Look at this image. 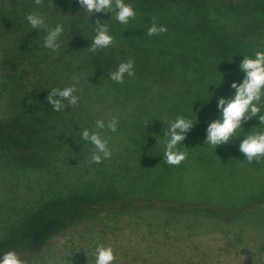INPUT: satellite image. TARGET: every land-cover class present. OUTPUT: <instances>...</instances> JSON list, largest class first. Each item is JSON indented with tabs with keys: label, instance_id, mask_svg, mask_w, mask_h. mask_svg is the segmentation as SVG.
Wrapping results in <instances>:
<instances>
[{
	"label": "trees",
	"instance_id": "trees-1",
	"mask_svg": "<svg viewBox=\"0 0 264 264\" xmlns=\"http://www.w3.org/2000/svg\"><path fill=\"white\" fill-rule=\"evenodd\" d=\"M125 2L136 11L128 24L115 10L90 14L78 0H0V256L37 258L55 235L110 208L162 211L165 232L190 212L246 227L239 241L263 229L264 159L249 162L239 151L249 132L264 129L259 114L227 144L205 141L221 117L218 100L243 82L244 56L264 51V0ZM32 13L49 28L63 25L59 50L44 47L47 32L31 28ZM153 22L168 31L149 36ZM98 23L114 42L93 53ZM129 59L135 75L112 81L111 70ZM69 86L79 102L53 110L51 89ZM113 116L117 132L95 128ZM178 116L194 125L177 145L187 158L171 166L164 134ZM85 127L111 137L110 159L88 162L94 146L82 139ZM255 260L264 264V247Z\"/></svg>",
	"mask_w": 264,
	"mask_h": 264
},
{
	"label": "rangeland",
	"instance_id": "rangeland-1",
	"mask_svg": "<svg viewBox=\"0 0 264 264\" xmlns=\"http://www.w3.org/2000/svg\"><path fill=\"white\" fill-rule=\"evenodd\" d=\"M180 216L165 232L160 227L165 214L155 208L91 211L51 238L44 251L26 264H95L101 243L115 250L114 264H255L264 247L263 225L256 236L246 230L250 237L239 241L240 230L246 227L211 223L201 213ZM234 247L244 249L235 253Z\"/></svg>",
	"mask_w": 264,
	"mask_h": 264
},
{
	"label": "clouds",
	"instance_id": "clouds-1",
	"mask_svg": "<svg viewBox=\"0 0 264 264\" xmlns=\"http://www.w3.org/2000/svg\"><path fill=\"white\" fill-rule=\"evenodd\" d=\"M78 2L90 14L112 13L115 10L114 18L121 24H128L136 16L133 6L127 4L125 0H78ZM34 3L39 6L43 4V0H34ZM27 20L32 29L46 30L45 48L52 51L60 49V37L64 32L62 24L49 28L45 23V18L35 13L29 14ZM167 31L166 25H158L153 22L148 28L147 34L149 36L161 35ZM95 32L96 35L91 40L90 52L94 53L98 49L107 48L113 44L114 37L109 34L107 24H96ZM134 63V60L131 59L119 63L116 70H111L110 79L116 83H124L125 75L129 77L135 75ZM240 69L245 73L243 82H233L231 87L235 89V94L227 98L221 97L218 100L217 107L221 112V117L212 121L206 129L205 143L212 145L215 149L221 144H227L233 137L239 136L237 133L242 129V123L251 120L258 114L260 125H264V114H261L262 108H264V51H256L254 57L244 56ZM76 92L75 86L63 89L52 88L47 100L53 106L52 109L59 112L66 106L65 102L72 106L77 105L79 96L74 95ZM118 124L119 117L113 116L107 122L104 119H97L95 128L115 133L118 130ZM167 125L164 134L166 142L163 159L171 166H179L187 158V153L180 151L177 145L185 140L186 134L192 129L194 123L190 119L178 116ZM101 131H92L86 127L82 129V139L94 146L91 156L86 158L90 164H100L112 156V150L109 147L111 137L102 136ZM239 151L249 162H260L264 159V129L249 132L240 142ZM115 259V250L111 245L103 243L97 245L95 264H114ZM0 264H26V261L17 251L9 250L0 256Z\"/></svg>",
	"mask_w": 264,
	"mask_h": 264
}]
</instances>
